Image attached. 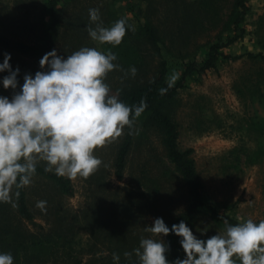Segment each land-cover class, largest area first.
Listing matches in <instances>:
<instances>
[{
    "label": "rangeland",
    "instance_id": "obj_1",
    "mask_svg": "<svg viewBox=\"0 0 264 264\" xmlns=\"http://www.w3.org/2000/svg\"><path fill=\"white\" fill-rule=\"evenodd\" d=\"M46 1L0 0V32L38 42L49 23ZM186 3L189 6L183 9L181 0H58L63 26L55 49L65 58L83 46L111 49L120 66L105 81L113 94L153 78L163 61L168 82L178 74L175 83L188 63L203 61L212 44L225 43L238 33L232 23L234 0ZM247 5L242 35L221 49L230 57H219L214 68L186 77L166 106L177 124L178 147L193 149L201 198L217 209L216 215L195 216L189 225L203 239L223 232L225 218L264 219V60L247 56L264 55V0H248ZM90 8H99L104 26L127 19L131 27L119 46L90 39L86 30ZM146 23L156 31L157 47L145 39ZM12 57L11 62L28 73L41 70L38 59ZM132 67L137 69L134 77ZM12 93L0 82V95L10 98ZM124 135L96 150L103 165L94 175L69 178L72 194L60 192L52 181L35 174L25 187L31 219L21 218L13 204L0 203V216L5 212V219L23 234L18 239L22 249L18 241L12 247L16 242L10 234L0 235V253L10 252L14 264H107L114 261L113 253L122 258L130 252L134 263L138 258L133 250L151 235L145 228L154 218L162 217L169 227L178 223L191 200L186 181L167 155L162 132L142 118L135 120L119 179L115 159ZM38 164L46 167L45 162ZM38 201L46 202L43 209L37 207ZM163 239L171 245L169 261L175 253L183 258L175 234ZM122 241L132 250L117 252Z\"/></svg>",
    "mask_w": 264,
    "mask_h": 264
},
{
    "label": "clouds",
    "instance_id": "obj_2",
    "mask_svg": "<svg viewBox=\"0 0 264 264\" xmlns=\"http://www.w3.org/2000/svg\"><path fill=\"white\" fill-rule=\"evenodd\" d=\"M89 20L88 35L101 45L119 46L131 27L126 18L104 26L99 8L89 9ZM11 58L5 52L0 63V73H7L0 82L5 90H13L10 98L0 95V203L15 207L13 188L18 198L19 189L31 185L40 162H45L46 172L61 177L94 175L103 165L96 150L119 139L126 127L132 135L135 120L148 105L141 99L138 105L129 106L118 94H111L105 81L120 67L111 49L83 46L65 58L54 48L39 60L41 70L24 74L22 85L20 69L12 68ZM129 72L134 77L137 69L132 67ZM176 79L178 74L171 77L168 87ZM159 91L163 95L167 89ZM45 205V201L37 202L41 209ZM236 219L233 225L225 218L223 232L203 239L183 220L169 227L162 217L154 218L145 228L151 235L133 250L137 264H264V219ZM170 234L180 238L183 258L168 260L171 245L163 237ZM119 258L113 253L114 261ZM0 264H14L13 255L0 253Z\"/></svg>",
    "mask_w": 264,
    "mask_h": 264
},
{
    "label": "trees",
    "instance_id": "obj_3",
    "mask_svg": "<svg viewBox=\"0 0 264 264\" xmlns=\"http://www.w3.org/2000/svg\"><path fill=\"white\" fill-rule=\"evenodd\" d=\"M247 2L248 0H234L233 3L236 10L232 15V23L234 25V29L238 31V33L227 39L225 43L217 42L212 44L209 47L208 57L203 61H193L191 63H188L185 66L180 79L176 81L172 87H168V81L165 79L166 65L163 61L160 63L159 69L153 78L146 81L134 82L129 86L122 88L117 93H111L113 95L118 94L119 99L129 106L138 105L141 99L146 100L148 106L141 114V116L137 119L142 118L143 120H145L147 125H154L162 132V140L167 151V155L171 162L175 165L177 170L181 173L182 177L188 185V194L191 201L187 209L178 219V223L183 220L188 224V226L191 224L195 216L203 213L216 215L217 209L214 206L205 203L201 198L202 183L195 169L194 160L191 157L193 149L187 148L185 150H181L178 147L177 124L166 112V106L174 99L178 90L184 86L183 81L186 77L190 76L194 72H204L206 70L214 68L219 57H230L229 54H225L221 49L233 43L242 35L243 28L241 27V23L243 22L245 13L248 10ZM57 4L58 0H47L44 4V9L49 16V23L43 28L41 38L38 42L32 43L20 39H13L0 32V50L2 51L0 53V63L3 62V53L5 52L10 53L11 57L12 55H21L40 60L46 52L56 48V45L60 39L61 28L63 26L61 21V8ZM181 6L183 9H185L189 6V4L186 3V0H181ZM144 35L146 41L151 46L157 47L158 37L154 27L150 23H146L144 25ZM247 56L252 58L259 57L261 60H264V55L262 54L253 55L251 53H248ZM236 57L238 56H235L234 58ZM12 60L14 61L13 57L11 58V61ZM11 61L10 64L12 65V68L15 69L18 65L12 63ZM18 67L20 69L18 80L20 85H22L23 76L28 72L21 65ZM5 75H7L6 72L1 73L2 78ZM162 88L167 89L166 94H160L159 90ZM18 90L19 87L17 88V91ZM124 131V140L115 159L116 176L119 179L122 177V172L124 170L126 162V156L130 150L133 140V134H128L129 129L127 127L124 129ZM44 169L45 167L37 164L36 174L42 175L43 177L52 181L57 186L60 192L65 194H72L73 187L70 183L69 178L57 176L53 172H46ZM16 191L17 189L13 188V197L17 213L21 218L29 220L32 218V213L27 203L25 187L19 189L20 194L18 198H16V196L14 195ZM0 208L2 209L3 207L0 206ZM1 215L3 216H0V235L10 234L11 239L16 242L14 245H12V247H15L18 241V246H20L19 249H22L23 243L22 241L18 240L23 237L22 232L16 231L14 227H12L11 223L5 219V212H3ZM228 221L233 225L238 223L236 219L232 218H228ZM5 240L6 242H8L7 239ZM179 240L180 238L178 237L176 243H179ZM9 247L11 248V246ZM118 250L119 251L117 252L124 253L125 250L131 251L132 247H128L125 242L122 241L121 246ZM178 256L180 257L179 253H175L171 257V259L174 260ZM129 258L130 257L122 256V258H119V261H112L107 264H137L136 261L133 263L134 259Z\"/></svg>",
    "mask_w": 264,
    "mask_h": 264
}]
</instances>
